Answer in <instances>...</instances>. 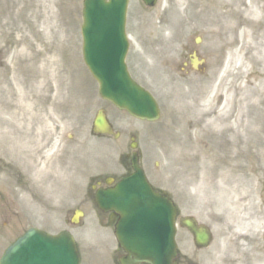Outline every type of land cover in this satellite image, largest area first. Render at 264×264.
<instances>
[{
  "label": "rangeland",
  "instance_id": "rangeland-1",
  "mask_svg": "<svg viewBox=\"0 0 264 264\" xmlns=\"http://www.w3.org/2000/svg\"><path fill=\"white\" fill-rule=\"evenodd\" d=\"M199 1L158 0L156 6L147 11L140 0H130L127 17V29L132 33L131 52L128 55L130 71L136 79L157 93L162 106L165 101L169 105L171 101L172 105L179 101L186 104L185 100H181L185 95L180 93L184 84L174 74H167V71H173L176 64L177 40L186 37L192 40L197 35L202 37L198 51L207 64L204 83L213 90L208 91L207 98L200 103L203 108H208L215 99L214 93L220 90L222 94L223 91V97L227 100L225 106L233 102L237 109L233 112V118L237 113L243 114L239 121L245 124L247 138L242 132H236L235 124L232 126L235 133L230 135L226 128L225 134L229 138L233 135L238 144L243 137L245 142L242 144L248 148L249 156L235 160L219 158L214 164H205L204 158H201L204 155L201 154L197 162L200 161L201 166L227 167V172L248 173L249 169H252L251 172L257 169L259 173L264 172V0H231L228 6L220 8L219 18L203 15ZM81 8L82 0H0V65L3 67L0 68V103L6 101L8 90H12L16 84H22L24 90L17 91V87L11 92L22 93L20 98L23 97L22 108L25 109L23 122L20 118L15 126L1 133L0 160H9L2 155L13 146L17 154L11 156L9 161L14 164V174L18 167L21 169L22 164L31 160L23 155L21 148L31 149L36 155L35 168L39 174L36 183L40 187L39 191L43 193V190H48L46 197H40L38 207L37 202L30 199H19L13 203V199L20 196V191L14 189V197L11 196L12 191L2 196L5 189L0 187V254L6 245L30 226L48 228L52 233L63 228L68 231L71 229L73 225L64 223L62 216L68 206L76 203L78 190L84 186L81 172L84 166L89 172L94 171L90 164L100 163L104 156L105 149L100 146L99 140L86 134L99 107L106 109L118 129L128 132L132 128L128 117L117 113L97 95L96 83L83 62H66V47H70L74 40H80L78 25L81 22ZM228 9L237 12L228 14ZM223 15L226 16L221 19ZM71 57L67 52V58ZM162 58L166 60L167 66L160 64ZM8 75H13V78L8 79ZM199 81L193 77L190 84L194 86ZM202 85L197 84L196 90L204 87ZM170 90L176 92V99L166 94ZM68 103L70 111L64 109ZM200 103L196 101L199 106ZM185 107L190 110L187 116L208 125L209 130L224 123L219 114L208 122L207 113L203 118L196 106ZM222 107L219 106L216 113ZM60 110L63 111L61 118L56 115ZM65 115L71 120V130L68 132L73 134V142L64 135V149L66 145L67 149L58 160L61 167L72 169L73 186L64 189V193H69L68 198H64L67 202L59 204L50 202L49 193L51 177L58 169L52 157H56L57 151H60L55 146L59 139V132L56 131L57 136L54 135L57 128L55 124ZM26 129L35 130V134L24 133V130L28 131ZM199 140L200 144H205L202 138ZM3 173L0 183L4 182ZM239 176L238 181L242 182L243 175ZM54 196L55 193L52 194ZM20 198L23 199L22 196ZM81 210L84 211L83 215H87L83 216L84 219L81 217L82 223L70 231L77 242L81 264H112L111 257L116 249L112 229L99 223L95 215L98 211L92 202L83 204ZM49 215L55 216L49 218ZM102 217L100 219L105 220ZM179 240H182L181 236ZM239 241L242 242V239L239 238ZM256 241L257 238L253 240L254 244Z\"/></svg>",
  "mask_w": 264,
  "mask_h": 264
},
{
  "label": "water",
  "instance_id": "water-1",
  "mask_svg": "<svg viewBox=\"0 0 264 264\" xmlns=\"http://www.w3.org/2000/svg\"><path fill=\"white\" fill-rule=\"evenodd\" d=\"M153 1L147 0L148 3ZM125 3L126 0H110L109 3L104 0L85 1V23L94 26L88 27L86 32L88 41L85 54L94 76L100 81L102 95L120 107L143 115L141 113L149 111L151 107L154 109V104L146 93L138 90L129 80L123 63L125 43L116 40V29L121 31L124 23ZM129 181L126 179L120 185L117 192L124 191L121 201L116 204L117 214H122V218L119 217L118 237L132 257L127 258L125 263L139 264L146 261L167 264L174 255L171 213L162 211L163 207L156 204L155 217L150 226L140 221L130 223L135 218L134 215L129 216L135 213L130 209L141 210L144 204L143 198L140 199L142 201L138 200L141 186ZM95 199L98 203V194ZM0 264H78V254L68 235L55 238L30 230L7 249Z\"/></svg>",
  "mask_w": 264,
  "mask_h": 264
},
{
  "label": "flooded vegetation",
  "instance_id": "flooded-vegetation-1",
  "mask_svg": "<svg viewBox=\"0 0 264 264\" xmlns=\"http://www.w3.org/2000/svg\"><path fill=\"white\" fill-rule=\"evenodd\" d=\"M165 152H167V151H165ZM227 228L230 229V226H228ZM178 260H179L178 264H197L195 261H192L190 259V257L186 255V253H182L181 255L179 254V259ZM207 262H209L208 264H212L213 263L212 262V258L210 257V258H203L202 259V263L203 264H206ZM220 262H221L220 264H228L229 257H228L227 253L223 255V258L221 259ZM261 263L263 264L262 261H261Z\"/></svg>",
  "mask_w": 264,
  "mask_h": 264
},
{
  "label": "bare ground",
  "instance_id": "bare-ground-1",
  "mask_svg": "<svg viewBox=\"0 0 264 264\" xmlns=\"http://www.w3.org/2000/svg\"><path fill=\"white\" fill-rule=\"evenodd\" d=\"M224 4L226 3V2H223Z\"/></svg>",
  "mask_w": 264,
  "mask_h": 264
}]
</instances>
